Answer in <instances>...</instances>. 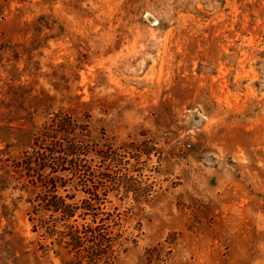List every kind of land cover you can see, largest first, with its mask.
Instances as JSON below:
<instances>
[{
	"label": "rangeland",
	"instance_id": "obj_1",
	"mask_svg": "<svg viewBox=\"0 0 264 264\" xmlns=\"http://www.w3.org/2000/svg\"><path fill=\"white\" fill-rule=\"evenodd\" d=\"M59 113L127 178L97 252L35 232L12 168ZM0 264H264V0H0Z\"/></svg>",
	"mask_w": 264,
	"mask_h": 264
},
{
	"label": "trees",
	"instance_id": "obj_2",
	"mask_svg": "<svg viewBox=\"0 0 264 264\" xmlns=\"http://www.w3.org/2000/svg\"><path fill=\"white\" fill-rule=\"evenodd\" d=\"M89 137L87 124L83 125L73 117L59 113L46 125L44 132L37 136L33 151L25 152L14 161L12 168L19 179L33 189V198L29 204L30 214L34 216L30 221L34 223L35 232L42 230L44 236H56L60 244L90 245L97 252L105 245H112L104 221L97 224L95 219L98 208L105 203L99 197L103 176L110 174L111 178H107L114 186H119L121 178H127L117 179L114 171L97 173L91 169L88 164L92 162L89 160L92 155L99 156L100 163L109 160L115 164L116 160L110 157L111 152L101 153L100 149L97 150L98 145H92ZM77 188H81L80 191L86 195L81 200L82 206L74 202L75 194L62 195L71 189L78 191ZM68 200L73 203H68ZM79 211V218L86 221L91 216L92 222L79 225L75 219Z\"/></svg>",
	"mask_w": 264,
	"mask_h": 264
}]
</instances>
